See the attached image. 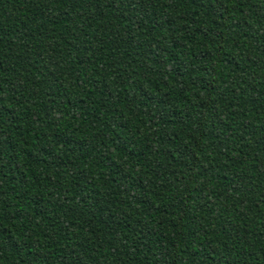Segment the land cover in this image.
<instances>
[{"label":"trees","instance_id":"obj_1","mask_svg":"<svg viewBox=\"0 0 264 264\" xmlns=\"http://www.w3.org/2000/svg\"><path fill=\"white\" fill-rule=\"evenodd\" d=\"M0 264H264V0H0Z\"/></svg>","mask_w":264,"mask_h":264}]
</instances>
